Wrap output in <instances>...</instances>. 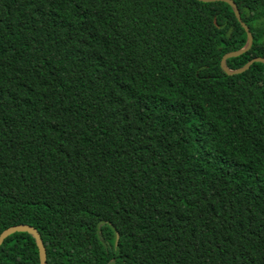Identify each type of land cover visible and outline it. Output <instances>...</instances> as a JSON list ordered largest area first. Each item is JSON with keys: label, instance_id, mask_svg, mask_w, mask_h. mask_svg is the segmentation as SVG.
Listing matches in <instances>:
<instances>
[{"label": "trees", "instance_id": "trees-1", "mask_svg": "<svg viewBox=\"0 0 264 264\" xmlns=\"http://www.w3.org/2000/svg\"><path fill=\"white\" fill-rule=\"evenodd\" d=\"M264 57V0H234ZM216 20V21H215ZM225 1L0 0V234L48 264H264V62ZM0 264H41L10 234Z\"/></svg>", "mask_w": 264, "mask_h": 264}, {"label": "water", "instance_id": "water-1", "mask_svg": "<svg viewBox=\"0 0 264 264\" xmlns=\"http://www.w3.org/2000/svg\"><path fill=\"white\" fill-rule=\"evenodd\" d=\"M200 1H203V2L225 1V2L229 3L232 6L237 19L240 21L241 25L246 30V33H247L246 44L241 49L233 50V51H229V52L225 53L221 59L220 67L222 68V70L225 73H227V74L241 73V72L247 70L254 62H257V61L258 62H260V61L264 62V57L259 56V57L252 58L246 64H244L243 66H241L239 68H236V69L229 68L227 66L228 58L234 57V56H239L251 48V46L253 44V33L251 32L249 26L242 20L240 10H239V8H238V6L234 0H200ZM17 231L28 232L35 238L36 244H37L38 249H39L40 263L41 264H48L47 263V250H46V247L44 245L43 239H42L41 234L38 231V229L36 227H34L33 225L22 223V224L13 225V226H10V227L4 229L0 234V247L3 243V241L6 239V237H8L10 234L17 232Z\"/></svg>", "mask_w": 264, "mask_h": 264}]
</instances>
